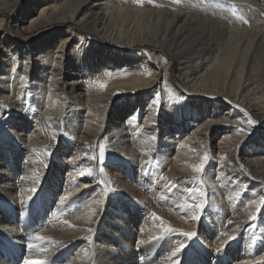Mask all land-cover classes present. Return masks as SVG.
<instances>
[{"label":"bare ground","instance_id":"1","mask_svg":"<svg viewBox=\"0 0 264 264\" xmlns=\"http://www.w3.org/2000/svg\"><path fill=\"white\" fill-rule=\"evenodd\" d=\"M216 1L0 0V264H264V16Z\"/></svg>","mask_w":264,"mask_h":264},{"label":"rangeland","instance_id":"2","mask_svg":"<svg viewBox=\"0 0 264 264\" xmlns=\"http://www.w3.org/2000/svg\"><path fill=\"white\" fill-rule=\"evenodd\" d=\"M226 1V0H225ZM225 1H223V0H217L216 2H219V3H217V7H223L222 9H224V10H226L227 9V6L230 8V15H229V18L227 19L226 17H224L223 16V14L225 15L226 14V12H228V10H226V11H223V12H220L219 10H217V11H213L212 13H214V15H212V18L214 17V19H218V21L220 20V22H224L225 20H226V22H227V20H229L228 22L230 23L231 21H233V20H235L236 19V17L239 15V14H242L244 11H241L240 12V10H243V9H241L242 7H238V6H235V8H234V6H229V2L231 1V0H229V1H227V3H225ZM223 2V3H222ZM232 2H234V1H232ZM241 2L242 3H248V5L246 6L248 9L250 8V10H254V9H258V10H260V12H262V15L261 16H264V1L263 0H241ZM252 2V3H251ZM254 2V3H253ZM205 3H206V1L205 2H203V3H200V5L199 4H195V5H188L189 7H191L192 8V6H194V9L195 10H201V9H203L204 10V12H207V13H211V8L210 7H212V4H210V5H208V6H203V8H202V5H205ZM220 3H222V4H220ZM256 3L258 4V5H256ZM220 4V5H219ZM225 4V5H224ZM228 4V5H227ZM224 5V6H223ZM227 5V6H226ZM196 6H197V8H196ZM207 7V8H206ZM225 7H226V9H225ZM201 8V9H200ZM239 8V9H238ZM206 9H208V10H206ZM263 10V11H262ZM219 11V12H218ZM237 12V13H236ZM220 14L221 13V17H220V15H218V17H217V14ZM259 15V16H260ZM216 17V18H215ZM238 21V20H237ZM237 21H235L234 22V24H232V26H238L237 24H239ZM222 22V23H223ZM225 22V23H226ZM228 23V24H229ZM207 183L208 184H215V182L213 181V180H207Z\"/></svg>","mask_w":264,"mask_h":264},{"label":"snow or ice","instance_id":"3","mask_svg":"<svg viewBox=\"0 0 264 264\" xmlns=\"http://www.w3.org/2000/svg\"><path fill=\"white\" fill-rule=\"evenodd\" d=\"M248 125L250 127L253 126L254 125V121H252L251 119H249L248 120ZM207 160H208V157L207 156L203 157L201 159V163L198 166H196L193 169V171H195L197 173L202 172L204 170L205 166H206ZM24 203L26 204L27 202H24ZM261 205L264 206V200L261 201ZM192 207L197 210V214L192 216V220L197 221V220L200 219L199 210L202 208V205L200 203H196V204L192 205ZM256 218H257L256 216H252V217H250V220L254 221ZM154 219H157L158 220L159 217H154ZM64 223L67 224L68 222L67 221H64ZM68 226L69 227H72V225H70V224ZM89 231H91V229H89ZM166 231L168 233H171V232H173L175 230L174 229H171V228H167ZM181 235L186 236L188 239H191L195 235V233H181ZM163 238L164 237H161V239H163ZM35 239L38 240V241H44L45 238L43 236H36ZM181 250H182L181 248L176 249V253L180 252ZM176 253H174V255ZM24 264H43V262L42 261H39V260H27V261L24 262Z\"/></svg>","mask_w":264,"mask_h":264}]
</instances>
